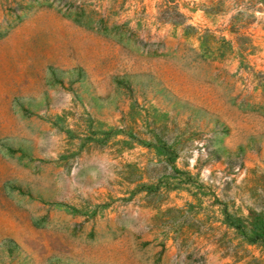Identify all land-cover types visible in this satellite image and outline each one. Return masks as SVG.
I'll return each instance as SVG.
<instances>
[{
  "label": "rangeland",
  "instance_id": "374dc122",
  "mask_svg": "<svg viewBox=\"0 0 264 264\" xmlns=\"http://www.w3.org/2000/svg\"><path fill=\"white\" fill-rule=\"evenodd\" d=\"M0 264H264V0H0Z\"/></svg>",
  "mask_w": 264,
  "mask_h": 264
}]
</instances>
